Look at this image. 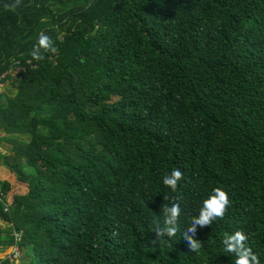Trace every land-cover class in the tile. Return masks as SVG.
<instances>
[{"label": "trees", "instance_id": "trees-1", "mask_svg": "<svg viewBox=\"0 0 264 264\" xmlns=\"http://www.w3.org/2000/svg\"><path fill=\"white\" fill-rule=\"evenodd\" d=\"M19 67L0 252L264 264V0H0Z\"/></svg>", "mask_w": 264, "mask_h": 264}, {"label": "built area", "instance_id": "built-area-1", "mask_svg": "<svg viewBox=\"0 0 264 264\" xmlns=\"http://www.w3.org/2000/svg\"><path fill=\"white\" fill-rule=\"evenodd\" d=\"M24 73V68L19 67L14 70L7 72L6 74L0 76V95L3 93L6 83L12 82L15 80H20L21 74ZM0 200L3 202L4 205V212L8 211V205L4 203L7 200V196L0 190ZM20 233H14L15 241L18 242L20 240ZM9 258L10 261L17 262L19 258V249L17 245L10 247V253L6 256ZM5 258V257H4Z\"/></svg>", "mask_w": 264, "mask_h": 264}, {"label": "crops", "instance_id": "crops-1", "mask_svg": "<svg viewBox=\"0 0 264 264\" xmlns=\"http://www.w3.org/2000/svg\"><path fill=\"white\" fill-rule=\"evenodd\" d=\"M3 136L6 135L0 132V139ZM11 146L12 145L6 140L0 141V152L6 155H11L12 153ZM10 175H11L10 169L8 168L7 165H5L3 159L0 157V181H7L8 179H10Z\"/></svg>", "mask_w": 264, "mask_h": 264}, {"label": "rangeland", "instance_id": "rangeland-1", "mask_svg": "<svg viewBox=\"0 0 264 264\" xmlns=\"http://www.w3.org/2000/svg\"><path fill=\"white\" fill-rule=\"evenodd\" d=\"M11 89H12V86H8V87L6 88V92L10 91ZM0 226L5 227L6 224H4L3 222H0ZM9 253H10V248H8L7 250H5V251H3V252H0V258H4V257H6ZM21 258H22V257H21V255H20L19 260H18L17 262H15V264H21V263H23L24 261H23Z\"/></svg>", "mask_w": 264, "mask_h": 264}]
</instances>
